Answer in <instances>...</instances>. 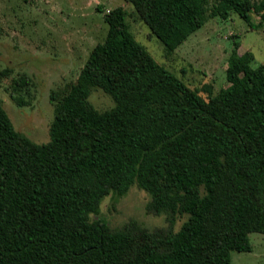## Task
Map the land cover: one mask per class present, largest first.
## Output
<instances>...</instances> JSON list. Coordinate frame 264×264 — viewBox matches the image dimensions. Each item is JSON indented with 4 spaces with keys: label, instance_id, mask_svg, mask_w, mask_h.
I'll use <instances>...</instances> for the list:
<instances>
[{
    "label": "trees",
    "instance_id": "obj_1",
    "mask_svg": "<svg viewBox=\"0 0 264 264\" xmlns=\"http://www.w3.org/2000/svg\"><path fill=\"white\" fill-rule=\"evenodd\" d=\"M125 1L166 56L209 20L264 23V0ZM105 22L77 81L51 94L48 143L17 131L0 102V264H231V252L252 251L250 234L264 235V64L253 69L254 54H240L235 40L229 86L206 88L207 100L136 40L124 7ZM34 89L19 74L6 91L24 108ZM95 90L116 106L95 109ZM132 186L166 228L92 219L106 197L118 202Z\"/></svg>",
    "mask_w": 264,
    "mask_h": 264
},
{
    "label": "rangeland",
    "instance_id": "obj_2",
    "mask_svg": "<svg viewBox=\"0 0 264 264\" xmlns=\"http://www.w3.org/2000/svg\"><path fill=\"white\" fill-rule=\"evenodd\" d=\"M117 7L127 11L131 32L154 60L207 100L210 93L206 88L215 95L229 86L226 71L235 40L241 45L240 54H254L253 69L264 64V23L253 29L237 14L209 20L166 56L164 45L125 0H0V73L12 71L0 77V102L17 131L37 144L49 142L55 110L51 94L77 81L90 52L106 38L105 15ZM252 19L254 25L260 23L256 15ZM19 74L27 75L35 85V100L29 107L16 106L6 91ZM89 101L100 112L116 106L102 90L93 91ZM148 202V194L132 186L118 202L106 197L101 214L92 219L101 217L112 229H121L132 220L150 230L166 228L164 215L147 214ZM187 219L179 217L174 231ZM249 238L252 251L231 252V264H264V235L252 233Z\"/></svg>",
    "mask_w": 264,
    "mask_h": 264
}]
</instances>
